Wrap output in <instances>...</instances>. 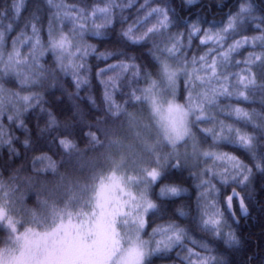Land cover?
I'll list each match as a JSON object with an SVG mask.
<instances>
[{
	"label": "clouds",
	"instance_id": "9594fccd",
	"mask_svg": "<svg viewBox=\"0 0 264 264\" xmlns=\"http://www.w3.org/2000/svg\"><path fill=\"white\" fill-rule=\"evenodd\" d=\"M69 220L89 264H264V0H0V250Z\"/></svg>",
	"mask_w": 264,
	"mask_h": 264
},
{
	"label": "rangeland",
	"instance_id": "374dc122",
	"mask_svg": "<svg viewBox=\"0 0 264 264\" xmlns=\"http://www.w3.org/2000/svg\"><path fill=\"white\" fill-rule=\"evenodd\" d=\"M94 242L69 220L50 231L26 234L19 251L0 250V264H89Z\"/></svg>",
	"mask_w": 264,
	"mask_h": 264
},
{
	"label": "snow or ice",
	"instance_id": "6c2138e0",
	"mask_svg": "<svg viewBox=\"0 0 264 264\" xmlns=\"http://www.w3.org/2000/svg\"><path fill=\"white\" fill-rule=\"evenodd\" d=\"M53 44L60 47L61 49L71 47V41L65 36H61L59 40L53 41ZM169 79H171V75H169ZM155 108L157 111H160L159 104H155ZM236 111L239 114L240 109L237 108ZM167 112L169 116L172 118L171 131L172 133H174V135H171L169 139L173 143H175L177 140L181 139L187 133V128L184 124L185 117H184L183 111L180 108V106L175 105L174 103H169V105L167 106ZM222 135L231 136L232 135L231 126H229L228 131L226 133L223 132L222 130ZM235 139L241 142L245 147H248V148L252 147V140L250 136L246 133L241 132L239 129L236 130ZM216 156L219 159H227L230 163H232L233 167H236V168L240 167V162L234 156L224 155V154H216ZM158 174L159 173L156 169H153L152 172L150 173V175H152L153 177L157 176ZM167 190L172 191V192L177 191L175 187H169ZM204 212L207 215L208 221H210L213 225L219 222V218L215 217L214 213L210 212L208 209H204ZM181 214L183 215L185 213L182 211ZM209 259H211V257L206 255L201 261V264H208Z\"/></svg>",
	"mask_w": 264,
	"mask_h": 264
}]
</instances>
